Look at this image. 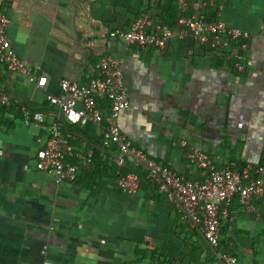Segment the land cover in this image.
Listing matches in <instances>:
<instances>
[{"label": "crops", "instance_id": "crops-1", "mask_svg": "<svg viewBox=\"0 0 264 264\" xmlns=\"http://www.w3.org/2000/svg\"><path fill=\"white\" fill-rule=\"evenodd\" d=\"M98 1H0L15 52L46 76L39 86L0 64V90L43 113L24 124V115L0 112V264H224V248L211 246L202 227L187 223L162 195L156 199L146 184L135 193L117 186L119 172L143 163L103 144L99 126L65 122L46 95H64L61 78L88 82L102 56L120 58L128 105L117 123L149 158L187 179L199 172L187 158L190 146L216 166L264 168V0L219 5L225 24L250 34L243 71L210 59L186 37H172L163 49L126 45L109 35L113 12L104 17ZM54 122L98 168L90 161L74 180L55 183L36 167ZM256 175L263 194L251 208L234 196L220 225V241L238 264H264V173Z\"/></svg>", "mask_w": 264, "mask_h": 264}, {"label": "built area", "instance_id": "built-area-1", "mask_svg": "<svg viewBox=\"0 0 264 264\" xmlns=\"http://www.w3.org/2000/svg\"><path fill=\"white\" fill-rule=\"evenodd\" d=\"M179 1L185 8V2ZM192 6L197 8L199 4L193 2ZM8 24L9 19L0 11V62L8 70L23 75L28 82L43 86L46 76H36L30 64L15 52L5 33ZM178 24L179 28L173 31L165 24H153L149 16L142 12L127 30L117 28L111 30L109 35L121 39L126 45L158 49H163L173 36H190L198 44L206 46L209 52L235 44L236 51L226 54V59L232 61L234 69L244 70L245 51L250 36L248 30L227 26L221 19L208 20L203 15L183 14ZM58 85L64 95H46L50 102L58 106V116L72 124L93 123L99 126L103 144H113L121 153L130 154L135 161L143 163L148 180L156 185L158 191L166 194L167 199L181 213L182 219L192 226L202 227L203 236L211 246L219 245L220 218L228 215L232 198L237 196L240 203L251 208L253 200L263 194V185L252 172L264 173V168L254 169L249 163L238 167L232 163L216 166L205 152L190 146L187 158L198 167L199 177L187 179L169 166L149 158L133 145L117 123L120 110L128 105L120 58L102 56L97 61L95 75L86 83L79 84L68 78H61ZM101 100L108 101V109L102 107ZM10 101V97L0 90V105H8ZM42 119L41 111H25L23 123L29 124L31 120ZM69 156H74L79 161L71 162L68 160ZM90 161L89 155L74 151L64 141L58 125L53 123L36 167L51 174L55 183H60L74 180L79 166H88ZM139 183L140 177L133 171L119 174L116 179L117 186L127 193H135ZM220 255L224 264H238L231 247L228 251H221ZM45 264L59 263L46 261Z\"/></svg>", "mask_w": 264, "mask_h": 264}, {"label": "trees", "instance_id": "trees-1", "mask_svg": "<svg viewBox=\"0 0 264 264\" xmlns=\"http://www.w3.org/2000/svg\"><path fill=\"white\" fill-rule=\"evenodd\" d=\"M183 1L185 2V8L183 7V4L180 3L179 0H99L98 2L100 5V9H102V12L103 10L105 12L103 15L104 17L106 16L105 14L107 10H112L113 12V15L111 16V18H106L107 22L110 25V31L114 30L115 28L127 30L130 27L131 23L142 12L146 13L149 16L153 24H156V23L165 24L173 31H176L179 28L178 20L180 16L183 14L189 15V16L190 15H203V17H205L208 20L221 19L220 18L221 14L220 13L218 14V10L220 9L219 5L221 4L222 0H183ZM193 2H198L200 4L199 7L194 8L192 6ZM118 16H121L122 18L119 19ZM227 26H230V25H227ZM173 37L177 39L176 36H173ZM186 38L190 40L192 43H195L196 45H198L201 48L202 53L207 54L208 48L206 46L198 44L190 36H187ZM234 49L236 50L235 44H230V46L227 48L210 50L209 53L212 54V57L210 58L209 57L210 55H207V56L210 59H215L222 63H225L227 66L233 69L232 61L230 59H226V54H232L234 52ZM102 101H106L108 103L107 100H101L100 103ZM27 110H28L27 105L21 100L16 99V98H11V101L8 105H0V112L3 115L2 116L3 118L5 117L4 114H6V112L15 113L19 116H22ZM2 117L1 119H3ZM91 162H92L91 166L92 164L95 163V165L98 168V166L100 165V162H95V161L94 163L93 161ZM116 166H120V165H116ZM134 166L135 168L132 167L131 168L132 170H125L124 172H119V174H125L129 171L135 172L140 177L139 185L146 184L147 186H149L151 188L150 194H153V195L155 194L156 199L158 198L159 200H161V195H162L165 200H168L165 193L161 192L163 194H159V193L156 194L158 189L156 185L150 182L148 178L146 177V171H147L146 167L140 163ZM252 174L257 176L254 171L252 172ZM197 177H199V175ZM179 216L181 217V213ZM221 222H222V218H220L219 225H221ZM223 242L220 241V235H219V242H218L219 245L217 247L222 246L224 248L223 250L228 251V247L226 246V243L225 242L223 243Z\"/></svg>", "mask_w": 264, "mask_h": 264}, {"label": "water", "instance_id": "water-1", "mask_svg": "<svg viewBox=\"0 0 264 264\" xmlns=\"http://www.w3.org/2000/svg\"><path fill=\"white\" fill-rule=\"evenodd\" d=\"M125 155H119L118 157L123 158Z\"/></svg>", "mask_w": 264, "mask_h": 264}]
</instances>
